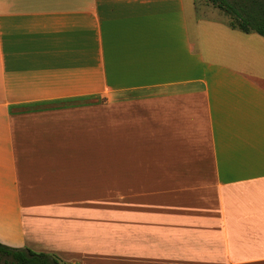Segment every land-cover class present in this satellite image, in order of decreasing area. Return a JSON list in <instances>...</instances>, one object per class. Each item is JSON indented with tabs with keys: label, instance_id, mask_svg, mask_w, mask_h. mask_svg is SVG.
<instances>
[{
	"label": "crops",
	"instance_id": "1",
	"mask_svg": "<svg viewBox=\"0 0 264 264\" xmlns=\"http://www.w3.org/2000/svg\"><path fill=\"white\" fill-rule=\"evenodd\" d=\"M198 0H0V241L62 264H264V35Z\"/></svg>",
	"mask_w": 264,
	"mask_h": 264
},
{
	"label": "trees",
	"instance_id": "2",
	"mask_svg": "<svg viewBox=\"0 0 264 264\" xmlns=\"http://www.w3.org/2000/svg\"><path fill=\"white\" fill-rule=\"evenodd\" d=\"M230 18L232 27L264 35V0H209ZM0 264H62L60 259L29 247H13L0 241Z\"/></svg>",
	"mask_w": 264,
	"mask_h": 264
},
{
	"label": "rangeland",
	"instance_id": "3",
	"mask_svg": "<svg viewBox=\"0 0 264 264\" xmlns=\"http://www.w3.org/2000/svg\"><path fill=\"white\" fill-rule=\"evenodd\" d=\"M205 2H207V3H209L210 1L209 0H198V3L200 4V5H202L203 3H205ZM211 3V2H210ZM199 5V6H200ZM222 12L224 13V15H226L225 17L228 19V20H230V18H229V16L222 10Z\"/></svg>",
	"mask_w": 264,
	"mask_h": 264
}]
</instances>
